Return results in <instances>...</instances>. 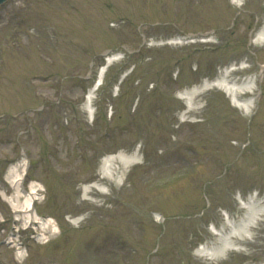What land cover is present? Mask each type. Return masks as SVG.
Listing matches in <instances>:
<instances>
[{
	"label": "rangeland",
	"instance_id": "rangeland-1",
	"mask_svg": "<svg viewBox=\"0 0 264 264\" xmlns=\"http://www.w3.org/2000/svg\"><path fill=\"white\" fill-rule=\"evenodd\" d=\"M239 2L8 0L0 7V216L10 217L1 197L12 193L6 169L27 152L34 164L24 184L40 182L35 205L61 230L44 245L30 243L21 262L0 243V264H209L194 250L212 239L210 223L222 224L223 211L244 213L238 195L256 196L264 209V71L249 115L213 88L180 119L183 90L232 66H245L233 79L258 76L264 65V40L253 41L264 29V0ZM188 34L208 41L156 44ZM106 53L121 59L105 73L92 121L83 104ZM136 149L139 162L122 183L101 179L106 193H83L103 156ZM3 226L10 230L8 221ZM249 233L238 251L211 264L263 262L264 211Z\"/></svg>",
	"mask_w": 264,
	"mask_h": 264
},
{
	"label": "bare ground",
	"instance_id": "bare-ground-1",
	"mask_svg": "<svg viewBox=\"0 0 264 264\" xmlns=\"http://www.w3.org/2000/svg\"><path fill=\"white\" fill-rule=\"evenodd\" d=\"M239 4L237 0H235ZM264 38V29H259L257 31L256 37L253 41L261 43ZM186 39V38H185ZM205 41V40H204ZM170 43L178 44L183 43L178 40H171ZM157 45L167 44V42H158ZM118 56V57H117ZM121 59V56L117 54H108L105 56L104 63L98 67L96 74V79L94 80L92 86L88 89L85 95V101L83 104L84 110L91 116L94 114V109L92 107V102L95 97V93L98 88L103 83L105 73L107 71L108 65L114 63L116 60ZM243 68V67H242ZM241 69V68H238ZM231 75L226 72H219V75L211 81H206L200 85L193 86L190 89H185L178 94V97L185 102V110L182 112L181 121L185 122L188 118L186 114L189 111L199 108L194 104L195 96L203 93L204 91L217 88L222 91L225 96L230 99L231 104L236 107L243 115H249L252 112L253 107L256 102L254 101V91L257 88V82L259 81V75H252L246 77L245 79L236 80L230 78ZM230 78V79H229ZM116 89V87H115ZM242 94H250L248 97H241ZM190 121V120H188ZM139 152L134 150L131 153H124L119 151L114 154H106L100 160V165L98 168L99 177L96 180L89 182V184L82 186L84 194H88L92 190H98L102 193H106L109 188L105 184H101V179L114 181L120 184L124 181L125 174L128 171V167L132 164L139 162ZM27 173V160L21 157L18 161L11 164L5 174V181L8 183L12 189V193L7 196L5 192H1L2 199L4 202L10 206V208L16 213L15 219L20 224V227H25L27 225L38 226L40 229V244H45L47 240L55 238L60 234L61 230L55 219L52 217L41 219L38 217L37 213L34 212V202L40 201V190L41 187L36 181H30L28 189L26 190L23 186V180ZM253 196H250L247 201L246 211L241 214H230L228 211H224L227 220L231 224L233 222L234 227L229 228L228 225L221 226L219 232L212 234V239L206 241L200 246L196 247L194 250V256L208 260L209 264L213 261L218 260L220 257L224 256L230 251H238L239 244L243 243L245 240L249 239L250 230L255 225L258 215H262L264 209H261L260 204H256L254 200H251ZM237 198H241L239 195ZM244 198H242L243 201ZM255 204V205H254ZM81 218L72 219L73 223L80 221ZM154 220L161 222L163 217L160 213L154 214ZM226 220V221H227ZM212 227H214L212 225ZM21 256H18V258ZM264 264V261L259 263Z\"/></svg>",
	"mask_w": 264,
	"mask_h": 264
},
{
	"label": "water",
	"instance_id": "water-1",
	"mask_svg": "<svg viewBox=\"0 0 264 264\" xmlns=\"http://www.w3.org/2000/svg\"><path fill=\"white\" fill-rule=\"evenodd\" d=\"M4 0H0V3L3 2Z\"/></svg>",
	"mask_w": 264,
	"mask_h": 264
}]
</instances>
